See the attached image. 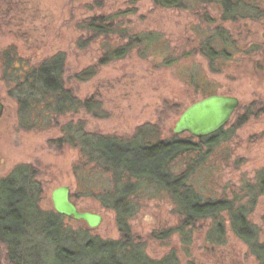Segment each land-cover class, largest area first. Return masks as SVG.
<instances>
[{
  "label": "rangeland",
  "instance_id": "1",
  "mask_svg": "<svg viewBox=\"0 0 264 264\" xmlns=\"http://www.w3.org/2000/svg\"><path fill=\"white\" fill-rule=\"evenodd\" d=\"M219 12L218 6H209L205 12L196 14L160 9L149 0H0V102L4 106L0 119V181L14 174L15 180L26 179L33 187L39 184L33 196L39 214L55 213L50 194L57 187L68 186L70 197L80 211L102 217L96 229L65 217L60 219L61 228L69 230L66 234L76 235L78 242L74 246L91 241H119L115 214L102 202L103 196L114 190L106 189L112 186L110 176L92 170L93 165L82 158L78 148L54 144L60 136L58 124L77 117L60 116L58 124L51 118L35 120L32 117L31 123L20 121L16 97L8 95L15 85L2 78L1 57L10 49L8 52L14 51V55L31 67L59 52L64 53L66 88L76 99L84 101L92 97L101 105L99 116H81L86 131L130 139L143 128L142 135L152 141L169 138L181 113L202 99L187 84L186 75L191 69L212 83L214 95L239 99L240 109L223 129L224 132L234 129L227 141L219 142L211 154L203 148L206 155L200 163H191V158H185L189 165H197L188 181L208 198L230 200L237 195L238 200L243 199L242 204L249 213L247 219L256 230V243L264 245V196H258L253 205L246 197L249 189L264 176V59L262 53L256 54L254 59L247 55L249 51L258 50L252 44H257L258 40L254 39L259 27L245 26L249 28V41L243 43L238 38L245 36L240 34L244 23H223ZM204 13L214 20L210 28L220 26L240 42L231 40L237 41L238 54L230 61L220 62L217 73H211L206 61L196 52L197 37L209 27L202 20ZM97 15L111 17L110 22L119 27L118 30L131 36L146 32L159 34L173 50L190 56L174 67L160 68L157 64L165 56L161 54L164 48H158L159 56L154 50V54L148 56L147 53L142 58L133 51L122 60L98 68L92 79L77 82L75 74L92 67L100 56V47H106L100 38H90L80 29L81 21ZM115 42L107 40L106 43L112 46ZM249 109L252 115L245 113ZM239 121L241 126L235 128ZM149 130L152 131L149 133ZM178 138L188 139L184 134ZM20 167L26 169L16 174ZM170 169L181 173L184 165L176 161ZM4 185L0 187L5 195L2 205L9 203L15 207L23 198ZM137 197L126 224L131 237L140 241L142 255L149 260L174 256L177 264H259L250 250L251 245L232 233L226 214H222L224 229L220 237L209 220L199 221L183 234L179 229L177 207L166 193L153 188L140 189ZM31 217L33 220L34 216ZM51 220L41 216L35 229H30L29 237L42 250L27 256V264H54L52 250L45 256L44 241L39 238L41 230L46 229ZM1 264H6L3 254Z\"/></svg>",
  "mask_w": 264,
  "mask_h": 264
},
{
  "label": "trees",
  "instance_id": "2",
  "mask_svg": "<svg viewBox=\"0 0 264 264\" xmlns=\"http://www.w3.org/2000/svg\"><path fill=\"white\" fill-rule=\"evenodd\" d=\"M149 1L156 8L187 10L194 14L205 12L209 6L218 5L220 6V21L223 23L235 24L241 19L262 18V13L257 8L259 0ZM251 4L253 6H249ZM202 20L209 27H206L203 35L197 37L196 52L206 61L209 71L217 73L220 59L226 61L229 58L228 49L236 48L237 52V42L231 41L234 38L230 32L223 30L220 26L210 28L214 20L208 14L204 13ZM110 21H112L111 17L104 15L81 21L80 29L84 30L90 38H100L106 47H100V56L92 67L75 74L74 79L77 82L92 79L97 74L98 68L110 62L122 60L133 51L142 58L147 56V53L148 56L154 54V50L159 56L160 47L164 48L161 54L165 56L157 64L160 68L174 67L190 56L189 53H179L173 50L159 34L146 32L131 36L128 32L118 30L119 27L116 28V25ZM87 40L90 41V39ZM107 40L118 43L115 42L110 46L106 43ZM9 50L7 49L1 57L3 61L2 78L15 85V89L9 91L8 95L16 97L19 120L31 123L32 117H35V120L51 118L58 124L60 116L65 117L70 114L77 117L70 122L58 124L60 136L54 144L57 147L68 145L78 148L82 158L93 165L92 170L110 176L112 186L106 189L114 190L107 192L102 202L108 210L115 214L120 238L115 242L91 241L74 246V243L78 242L76 235L74 237L67 235L69 230H64L60 226L59 221L64 217L56 213L39 214L36 212L37 200L33 196H36L40 188L39 184L34 186L35 189L26 179H13V174L6 180L0 181V187L5 184L6 188L14 190V194L21 195L23 199L15 203V207L9 203L3 206L2 201L5 195L0 191V264L1 254L6 264H27L29 262L26 257L41 249L40 245L35 244L28 235L30 229H35V225H38L37 222L41 216L52 218L47 228L41 230L39 238L42 237L44 241L45 256L49 250H52L51 258L54 264H177L173 259L174 256L152 261L142 255L139 248L140 241L131 237L130 228L126 224L127 217L134 211V203L138 199L137 191L148 188L166 193L174 202L173 204L177 207L179 229L183 234L186 230H192L199 221L209 220L217 236L220 237L224 229L222 214H226L234 236L245 244L251 245L250 250L255 254L259 264H264V245L256 243V230L247 219L249 213L247 207L242 204L243 199L238 200L237 195L230 200L208 198L188 181L197 165H189L185 158H191V163H200L206 155L202 152L203 148L207 150V154H211L212 149L219 142L228 140L230 132L234 129L228 132L222 129L214 135L201 139L184 134L188 137L186 140L179 139L180 135L175 136L171 131L169 138L156 141L149 140L147 135L143 136V128H139L136 135L130 139L87 132L86 124L81 116H99L101 105L92 97L84 101L76 99L72 91L66 88L63 79L64 53L59 52L35 66L28 67L25 60L14 55V51L11 54ZM186 80L187 84L193 87L194 92L202 99L215 94L212 83L191 69L186 75ZM239 109L240 107L236 113ZM251 110H246L245 113L252 115ZM241 124L239 121L235 128L240 127ZM176 161L184 165L181 173H175L170 169ZM25 169V167L16 169V174ZM78 171L82 172L79 169ZM157 173L160 174L154 175ZM260 195L264 196V176L260 177L253 188L249 189L246 196L249 197V204L253 205ZM70 200L74 204L71 197ZM31 216H34L33 220Z\"/></svg>",
  "mask_w": 264,
  "mask_h": 264
},
{
  "label": "water",
  "instance_id": "3",
  "mask_svg": "<svg viewBox=\"0 0 264 264\" xmlns=\"http://www.w3.org/2000/svg\"><path fill=\"white\" fill-rule=\"evenodd\" d=\"M239 106L236 97L211 95L187 107L175 122L172 133L175 136L188 134L201 139L216 134L224 128ZM4 106L0 102V117ZM50 200L53 211L62 217L84 223L89 229H96L102 223L99 214L80 211L70 200V188L60 186L52 190Z\"/></svg>",
  "mask_w": 264,
  "mask_h": 264
},
{
  "label": "flooded vegetation",
  "instance_id": "4",
  "mask_svg": "<svg viewBox=\"0 0 264 264\" xmlns=\"http://www.w3.org/2000/svg\"><path fill=\"white\" fill-rule=\"evenodd\" d=\"M260 2L257 4V8L258 9H260V12L262 13V18L261 19H252V18H246V19H241V20H238L239 22H242V23H244V25H242L241 26V29H240V34H244L245 36H242V37H240V38H238L239 39V41H241L242 40V42L244 43H248V41H249V28H246V27H250V26H255V25H257L258 27H259V31L257 32V36H256V38L254 39V40H258L256 43L257 44H252L255 48H258V50L255 52V51H249V53L247 54V52H246V54L251 58V59H254L255 58V55L256 54H259V53H262V57H263V59H264V0H259ZM218 6V5H217ZM249 6H253V4H251V5H249ZM219 7V9H220V6H218ZM230 24V23H229ZM246 26V27H245ZM247 30H246V29ZM242 30V31H241ZM228 31V30H227ZM259 33H260V35H259ZM248 35V36H247ZM259 35V36H258ZM239 37V36H238ZM238 39H237V37H236V39H234V40H237L238 41ZM253 39V38H252ZM260 40V41H259ZM236 41V42H237ZM238 41V43H240ZM260 44H259V43ZM251 45V46H252ZM220 46V45H219ZM235 47V46H234ZM249 48H250V46H249ZM228 55H229V58H228V60H226V61H230V60H232L237 54H238V50H237V52H236V48H229L228 49V53H227ZM220 62H224L222 59H220V61H219V63ZM262 75L264 76V69H263V71H262ZM239 100V99H238ZM240 107V100H239V106H238V108ZM237 108V109H238ZM248 108V107H247ZM237 109L235 110V112L233 113V115H232V117H231V120H232V118L234 117V115H235V113H236V111H237ZM3 112H4V110H3ZM2 115H3V113H2ZM2 115H1V117H2ZM1 117H0V119H1ZM230 120V121H231ZM230 121H229V123H230ZM228 123V124H229ZM227 124V125H228ZM226 125V126H227ZM225 126V127H226ZM224 127V128H225ZM224 128H222V129H224ZM221 129V130H222ZM220 131V130H219ZM218 131V132H219Z\"/></svg>",
  "mask_w": 264,
  "mask_h": 264
}]
</instances>
